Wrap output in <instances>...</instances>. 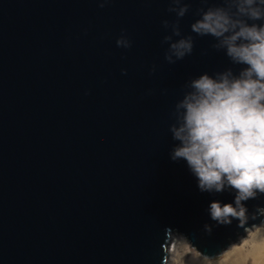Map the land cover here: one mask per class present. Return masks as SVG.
Segmentation results:
<instances>
[{"label": "water", "instance_id": "water-1", "mask_svg": "<svg viewBox=\"0 0 264 264\" xmlns=\"http://www.w3.org/2000/svg\"><path fill=\"white\" fill-rule=\"evenodd\" d=\"M210 7L228 5L0 0V264H165L173 232L212 257L262 221L260 193L245 224L213 220L210 203L234 204L235 190L201 191L170 157L190 81L244 67L192 31ZM188 36L191 53L169 62Z\"/></svg>", "mask_w": 264, "mask_h": 264}, {"label": "clouds", "instance_id": "clouds-1", "mask_svg": "<svg viewBox=\"0 0 264 264\" xmlns=\"http://www.w3.org/2000/svg\"><path fill=\"white\" fill-rule=\"evenodd\" d=\"M171 3L180 5L182 0ZM226 4L203 11L191 29L215 37L214 47L225 49L233 63L244 67L239 74L228 69L190 81V91L176 105L177 122L170 127L173 140L179 142L170 157L186 160L201 191L235 190L234 204L210 203V216L218 223L236 218L245 224L244 201L264 194V23L248 22L264 20V0H226ZM169 11L183 17L188 6ZM163 24L169 26L167 20ZM171 27L179 36L178 21ZM171 40L170 35L164 37ZM117 45L130 47V41L122 36ZM192 49V37H182L170 44L165 58L174 62L173 56L182 59ZM257 214L264 215V207ZM205 228L211 231L210 225Z\"/></svg>", "mask_w": 264, "mask_h": 264}, {"label": "rangeland", "instance_id": "rangeland-1", "mask_svg": "<svg viewBox=\"0 0 264 264\" xmlns=\"http://www.w3.org/2000/svg\"><path fill=\"white\" fill-rule=\"evenodd\" d=\"M252 232L256 233L254 239L251 237ZM175 239L176 240H173L172 234L170 237V250L173 251L168 253V260H166L169 264H229L224 260L227 254L230 253L234 247L240 246L243 241H247L246 247L243 248L246 259L243 261L242 257L237 256L233 264H254L255 258L259 256L264 249V221L252 228L250 232L243 234L242 240H237L235 244L212 257L202 255L189 243L182 233L178 232Z\"/></svg>", "mask_w": 264, "mask_h": 264}, {"label": "bare ground", "instance_id": "bare-ground-1", "mask_svg": "<svg viewBox=\"0 0 264 264\" xmlns=\"http://www.w3.org/2000/svg\"><path fill=\"white\" fill-rule=\"evenodd\" d=\"M263 221H264V215H263V219H262V221H261L260 223H262ZM256 225H258V224H256ZM256 225H252L251 227H247V228H245V230H244V234L250 232V230H251L252 228L256 227ZM177 233H178V232H173V233H171V236H172V234H173V240H176L175 238H176V236H177ZM254 236H256V233H253V232H252V234H251L252 239L255 238ZM242 237H243V235H242V234H239L238 237H237V239H236L235 241H232V242L229 244L228 247H230L231 245L235 244V242H236L237 240H242V239H241ZM246 242H247V241H243L242 244H241L240 246H236V247H234V248L230 251V253L227 254L226 258L224 259L225 262H227V263H229V264H233V261L235 260V258H236L237 256L242 257V258H243V261H244V259H246V255L243 253V248L246 247ZM225 249H227V247H226ZM172 251H173V250H170V245H169V247H168V253H171ZM243 254H244V256H243ZM167 260H168V258H167ZM165 264H169V263H167V261H166ZM254 264H264V249H263V252H262L259 256H257V257L255 258Z\"/></svg>", "mask_w": 264, "mask_h": 264}]
</instances>
